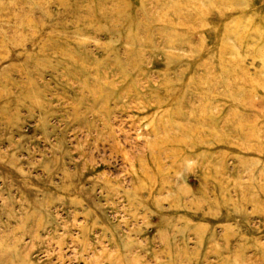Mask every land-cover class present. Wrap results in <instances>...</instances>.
<instances>
[{"label": "rangeland", "instance_id": "obj_1", "mask_svg": "<svg viewBox=\"0 0 264 264\" xmlns=\"http://www.w3.org/2000/svg\"><path fill=\"white\" fill-rule=\"evenodd\" d=\"M0 264H264V0H0Z\"/></svg>", "mask_w": 264, "mask_h": 264}]
</instances>
